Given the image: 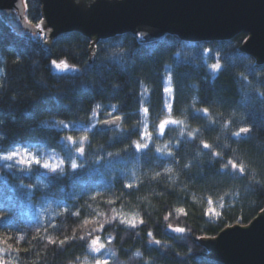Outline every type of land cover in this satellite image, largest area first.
<instances>
[{
  "label": "trees",
  "instance_id": "trees-1",
  "mask_svg": "<svg viewBox=\"0 0 264 264\" xmlns=\"http://www.w3.org/2000/svg\"><path fill=\"white\" fill-rule=\"evenodd\" d=\"M24 1L26 20L43 25L41 1ZM11 19L18 15L0 14V238L12 237L14 247L27 251L5 253L0 245V260L94 264L91 240L98 238L108 264H225L202 241L248 226L264 212V63L243 50L248 34L192 42L173 33L157 40L124 33L95 42L75 32L48 47ZM218 58L223 70L213 74L208 65ZM53 60L74 70L58 74ZM194 98L209 117L195 112ZM112 105L122 122L102 131L99 124L114 118ZM165 118L183 124L166 126L161 135ZM241 127L250 132L232 135ZM145 131L148 148L138 151L133 142ZM70 135L88 137L85 155L75 152ZM201 140L220 155L209 154ZM24 149L52 164L65 160V171L53 178L43 161L29 167L2 159ZM69 149L76 170L66 159ZM210 200L218 217L205 214ZM118 214L144 222L121 225ZM169 224L186 231L176 234Z\"/></svg>",
  "mask_w": 264,
  "mask_h": 264
},
{
  "label": "water",
  "instance_id": "water-1",
  "mask_svg": "<svg viewBox=\"0 0 264 264\" xmlns=\"http://www.w3.org/2000/svg\"><path fill=\"white\" fill-rule=\"evenodd\" d=\"M40 1L43 26L49 30L48 47L58 37L75 32L95 42L124 33L145 35L149 40L173 33L186 41H218L245 32L249 37L243 50L264 63V0ZM25 10L24 0H0V14L18 15L10 20L14 28L41 34L26 20ZM121 122L113 127L102 121L99 129H114ZM202 244L225 264H264V212L248 226L227 228Z\"/></svg>",
  "mask_w": 264,
  "mask_h": 264
},
{
  "label": "snow or ice",
  "instance_id": "snow-or-ice-1",
  "mask_svg": "<svg viewBox=\"0 0 264 264\" xmlns=\"http://www.w3.org/2000/svg\"><path fill=\"white\" fill-rule=\"evenodd\" d=\"M35 27L40 30L41 39L43 40L45 38V34H44V31H42V22L36 24ZM208 51H209L208 49H204L205 53H207ZM51 65L57 71L58 74H64L67 71L71 70L68 62L65 60H61L59 62H57L56 60H53V61H51ZM208 67L210 68V70L212 71L213 74H218L219 72H221L223 70L222 64L219 62V58L217 59L216 63H212L211 65H208ZM168 79L171 80V77H168ZM172 92H173V89L171 87L165 88L166 94H171ZM165 108L168 110V112L170 114L173 112V105L172 104L166 103ZM193 108H194L195 112L201 113L203 117H205V118L209 117V108L208 107H204V108L196 107L195 98L193 100ZM100 109H101V105H99V104H97L93 108V110H92L93 111V118L96 117L97 111ZM112 109H113L112 115L114 116V120H111V121L110 120H103V124L104 125L111 124L113 127H115V125L121 121V116L116 114L119 111V108L116 105H112ZM141 111L143 113L147 114L149 109L143 108V109H141ZM101 115H103V113H101ZM59 124L62 127H65V128L68 127V125L65 124L63 121L59 122ZM181 124H183V121H180L177 119H171V118L162 119V120H160L159 125H158L159 133L161 135H163L166 131V126L181 125ZM224 126L226 127V125H224ZM193 131L194 130L189 129V131L187 132V136L191 137L193 135ZM249 132H250L249 128L241 127L239 129V131L233 132L232 135L239 137V136H241V134L249 133ZM150 136H151V133L148 131H145V134H144V137L142 140L133 142L135 149L138 151L142 150V149H147L148 144L145 143L144 141L147 140ZM66 140L69 142H72L75 145V152L77 154H80V155L86 154L83 142L88 140L87 136L82 137L80 141H74L73 137L70 135V136H67ZM201 143H202L203 149L208 150L209 154L216 155V156L220 155V153H218V152H212V145H210L209 143L203 142V140H201ZM88 147L91 148V145L89 144ZM165 147H167V146H165ZM156 151L161 152V148L157 147ZM18 154H19L18 151H12V152H10V154L3 156L2 159L4 161H13V159ZM167 154L169 156L173 155V153H171V152H168ZM23 155L25 157H27V160L20 159L18 161V163L21 165L27 164L29 167H31V165L33 163L37 166L41 165V163H42L39 159H35L33 156H31L27 150L24 151ZM110 155H111V153H110ZM66 159L69 161L71 169L76 170L78 168V163H77L76 159L73 158L71 149H69V154L66 157ZM64 164H65V160L59 159V157H57V163L56 164H52L49 161H44L42 166H43V169H45L47 172H51L53 174V178H55V177H59L65 171V168L63 167ZM228 164L231 165L232 168H234V169L237 167V165L235 163H233L231 160L228 161ZM239 170L243 171L244 169H243V167H241ZM166 171L171 172L172 170L169 168V169H166ZM125 187L132 188V185H131V183H129V184L125 185ZM93 199H95V197H93ZM108 203L111 204L112 201H108ZM208 204H209V207L205 210V214L209 217H218L219 213L217 212L216 207L213 206V201L210 200L208 202ZM209 209H211V211ZM176 212L181 214V215L187 214L186 210L184 208H177ZM71 214L79 215L78 213H71ZM115 219H118V221L121 225H128V226L133 227V228L136 227L137 223L142 224L144 222L142 219L138 220L136 216L128 218L127 216H125L123 214H118L115 217ZM166 219H167V217H166ZM168 227L171 229L172 232H174L176 234H184L186 231L185 228L173 227L171 224H169ZM147 235L152 236L153 234L151 232H149ZM20 239L22 240L23 237H21ZM81 239H83V237H81ZM12 240H13L12 237L0 238V245L5 246L2 249L3 252H5V253L17 252L18 253L22 250L27 251V249H21L18 247H14ZM49 243H56V241L50 239ZM64 243H65V241H63V240L60 241L61 245ZM153 243L155 245H161L160 240H155V241H153ZM91 247H92L93 251H95L99 247H101L98 238L91 240ZM137 255H139V253H137ZM0 264H13V260L12 259H9L6 261L0 260ZM96 264H108V262L97 260Z\"/></svg>",
  "mask_w": 264,
  "mask_h": 264
},
{
  "label": "rangeland",
  "instance_id": "rangeland-1",
  "mask_svg": "<svg viewBox=\"0 0 264 264\" xmlns=\"http://www.w3.org/2000/svg\"><path fill=\"white\" fill-rule=\"evenodd\" d=\"M42 31H44V34H45V38H44V41L47 43V41H48V34H49V30L47 29V28H45L43 25H42ZM144 37V36H143ZM70 67V69L71 70H69V71H67V72H70V71H72V70H74L71 66H69ZM25 150H27L28 152H29V154L31 155V156H33L35 159H39L40 161H49V162H52V161H54L51 157H48L47 155H44V156H34L33 155V153L32 152H30L28 149H24V150H16V151H18V155L13 159V161H11V162H13V163H15V164H19L18 163V161L20 160V159H25V160H27V157H25L24 155H23V153H24V151ZM19 165H21V164H19ZM24 165H26V164H24ZM95 257H96V259L97 260H99V261H109V254L107 253V251H105V249L104 248H98L96 251H95ZM94 264H96V263H94Z\"/></svg>",
  "mask_w": 264,
  "mask_h": 264
}]
</instances>
